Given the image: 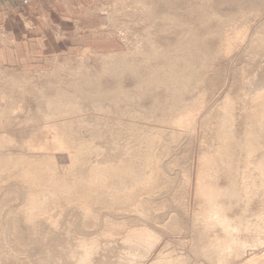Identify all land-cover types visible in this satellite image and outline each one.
<instances>
[{
  "label": "bare ground",
  "instance_id": "bare-ground-1",
  "mask_svg": "<svg viewBox=\"0 0 264 264\" xmlns=\"http://www.w3.org/2000/svg\"><path fill=\"white\" fill-rule=\"evenodd\" d=\"M223 1L224 0H220V1L217 0V2H212V0H202L203 4L201 5L202 6L205 5V7L210 8V10L212 11L210 12L212 16H210L209 18L206 17V19L202 20L199 24L183 22L184 25H186L185 33L187 34L181 37L180 41L178 38L180 37L181 34L176 32L173 35L172 31L178 29L179 27L181 28L183 25L180 23L178 19L176 20V18L173 17L172 14H167L166 16H164L163 17L164 25L161 27L163 32L168 33L169 35L173 37H177L178 42H175L176 44L171 42L169 43V46H167L166 43H165L166 45L162 43H164L165 41L168 43V39L155 38V37L153 38V36L150 34V36H148L149 39L146 42L147 49L150 51V53L144 54V52L141 51L138 55V58L139 57L141 58V66L135 61V58L133 57V55H130V52L128 53L124 52L123 54H120L119 52L113 53V54L102 56V58L100 59H103V65L99 64V66L97 65L98 66L97 68H93L91 66L89 67L87 64L81 63L78 68L74 69L75 72H72L73 70H69V71L67 70L68 73L71 71L69 75L67 74V72L65 74V71L59 74H55L57 78L56 82H51L50 85H43L41 87L35 88L37 89V92H38L37 97H36L38 108L36 109L37 111H35L34 114H31V117H30L31 122L29 123H33V125H39L44 122L45 128L43 126L40 127V125L38 127L39 134L41 133L40 128L42 129L44 128L43 129L44 131L51 130L50 132H53L54 136L51 137L50 142L55 143L57 146H60V147H55V148L62 150L63 147L67 146L66 148L70 152L69 160H71V165L70 167H68V170L70 171L71 174L64 175V176L61 175L57 170L58 166L56 165V161L54 157L50 158L49 156L48 158L46 157L45 159L42 156H36V155H29V154L23 155L22 153L13 154L11 152L5 153L4 149L7 148V146L13 145L12 149H14L15 147L14 145L18 146V143L16 139H13V137H10L6 134L0 135V179L7 178V177H4V175L16 174L18 175V177H15L17 180H14L13 182L14 184L16 183V181L17 183H19L20 181L26 182V183L21 184L23 186L24 184H26L25 188H27L26 190L27 194L26 193L25 194L27 195L26 198L28 197V200L27 199L25 200L27 201L26 203L27 205L25 207L26 209H23L25 211H21V212H24L22 215L23 216L25 215L24 222L31 221V224H32V222L35 221V223L33 222L32 225L36 226L37 228L38 224L41 223L40 221L41 220L43 221V218L46 217L45 215L49 213L47 210L49 208L51 210L52 206L54 207L55 204L57 205L60 204L59 206H62L61 204H64L63 201L66 198H68V201H67L68 204L66 202L65 204L66 206L70 205L69 207L72 206L70 203L73 204V201L78 203L77 200L82 201L86 198H89V199L91 198V200L87 202L89 203L90 209L92 208L91 205L93 204H96L94 205V207H97V209H94L95 211L94 210L90 211V209L88 208V205L85 206V208L89 209L88 211L86 209V211L89 214V217L92 216L91 218H88V215H84L86 218H88L87 221L89 222V224L90 222L92 223L94 219L100 221L99 220L100 218L99 219L97 218L99 216L100 209L110 208L111 210L112 209L119 210L117 212H120L121 210L125 211L124 207L127 209L128 207L130 208V206L133 207V205L135 204H136L135 206H137V203L139 202L140 203L143 202V207L145 206L143 210H145V212L147 211L146 212L147 214H150L148 215V217L152 216V212H153L152 208L155 209V207L154 206L152 207L150 205L152 203L150 202L151 200L144 201L145 199L144 197H145V194H147L149 198L151 193L155 192L156 194L158 191L163 192L164 189L165 191L167 189L171 190L170 185L172 184L171 183L172 179H170L171 176L169 177L166 171L168 170L166 169V165H168L169 167V164H170L169 162L171 161L168 160V164H166L165 160H167L168 157L170 158V156H168L171 153V152L168 153L169 148L173 144V142H174L173 144V147H174L175 141L172 138L171 140L173 141L171 142V144H168L167 146V141H171L167 137L168 136L172 137L170 133L169 134L165 133L167 134V137L165 138L164 136L161 135L163 132L161 133V130L159 129H157L156 130L157 132H156L155 129L153 130L151 129V127H150L151 131L147 129V127H145V129L150 131L149 133V131H146V130L143 131L142 126L138 127L136 125H133L134 127L133 128L132 126L130 127L128 124L124 122L128 116L134 117L132 118L134 120L136 118V120L141 119L140 121H143V120L145 121L146 119H149L151 115L153 116L152 113H155L154 116L156 115V112L158 114L159 110H160L159 113L162 112L161 114H159V116L163 115V119L161 118L162 120H160L159 116H155V117H158L160 120V121L158 120L156 121L158 122L157 123L158 125L155 124L156 127L159 126L160 124L162 125V128L164 125L166 128H167V125L169 127H171L172 125L173 127L175 126L174 128H177L179 130L180 128L187 130L188 127H186L185 124L190 123L191 119L195 121L194 118L197 115L195 112L199 110L197 109V107H201L202 104H204V103H200L203 100L197 103L198 101L197 98L201 97L204 93L208 92V88H205V89L202 88L203 87L202 85L206 82L205 79L208 76V72H206V69L208 65H210L209 63L210 62L213 63L218 58L220 53L223 52L222 48L220 49L210 48L208 45V40L212 36L214 37L215 35H216L215 37H217L219 40L223 38L227 39L228 33L225 31L226 30L225 28H227L226 27L227 25H230L229 24L230 21H233L234 19L236 20V16H233V14H231L230 17H223L215 11V9L219 7ZM225 1L229 2V0H225ZM231 1L237 2V3L241 1L242 4L244 3L243 0H231ZM136 2L139 3L140 6L141 5L143 6L141 7L142 10H139V13L135 11L134 13L132 14L128 13L127 15L133 16V19L135 20L137 19L136 21H139V22H141V20L143 21L144 19L146 22L145 21L143 22L146 25H148V23H152L155 20L156 16H154L152 13H150L147 10L146 8L147 4L145 3L146 0L144 2L143 0H137ZM147 2L150 3L149 0ZM246 3L248 4V0L246 1ZM152 5H155V3ZM262 8H260L259 10H261ZM115 9L118 10L119 6H115ZM249 14L250 13L246 12L244 14L245 17H242L240 15L242 17L241 19L247 18ZM237 16H238V13H237ZM138 19H141V20H138ZM214 19H217L218 21L216 25V30L209 32V34L206 37H201L200 28H203L202 26L206 28L210 27L209 29L211 30ZM149 27L150 26H148V29ZM263 38L264 37H262V39ZM163 40L165 41L163 42ZM260 41L263 42V43H260V45L264 47V45H262L264 44V41L263 40H260ZM257 42L259 41L257 40ZM189 56L192 57V60H190ZM62 74H65L66 76L68 75V77H63ZM128 80L129 81L133 80V82H135V84H133L134 86L131 85L133 86L131 87V89L134 88L133 90H130V88L127 87L126 83ZM211 81L212 80H210V83ZM7 84L10 89L9 93L13 96V99L11 103L8 105V107L6 108V111L4 112L7 114H10L11 111L12 113H14L17 109L20 110L22 108L21 103L24 97L26 96V93L27 94L29 93L27 92V85L30 83L27 80H14V81L7 80ZM195 90L198 91L199 93L198 96L196 94V97L194 95L196 92ZM191 91L193 92L195 91L194 94L192 93V95H194L193 99L195 101L191 97H189L191 95L190 93ZM163 93L164 95L165 93H167V95L165 96L166 98L163 96H162L163 98H161V95ZM188 93H190V95L186 97ZM148 97H151L153 100H149ZM186 98H189V99H186ZM147 100L151 101L153 105L151 107L149 105L150 102L149 104L147 103L148 104L147 106L148 107L150 106L151 108L150 109L147 107L149 110H146L145 108L146 106L144 107L145 105L144 102H146ZM253 105L254 106L251 107V111L249 110L250 113H249V117L247 118L248 120H246V126H245L246 132L243 134H240L238 132L239 130L237 126L234 124L236 122V116L234 114V110H232L231 102H229L225 106V108L222 111L221 120L218 122V128L216 129L217 139H215L214 141L215 143L213 142L214 145L209 148V151L208 152L206 151L205 152L206 154L205 155L203 154V158H201L202 159L201 164H200L201 167L199 169L200 173L198 172L199 173L198 174L199 175L198 177L199 185L197 186L196 193L198 194V196L201 197V199L204 198L203 203L205 204L206 210H207L205 211L207 213L205 212L203 213L204 221L206 222L205 228H206V233L210 232L209 236L212 241L210 240V243L208 242L209 243L208 245L207 243L208 240L202 232L203 235L199 234L198 235L199 237L197 236L199 240L198 238L195 239L196 241L193 245V250L194 252L199 253L201 257L203 255L206 259H209L212 262H217L220 260L222 263L224 262L223 264H228L226 263L228 258L230 257L231 258L233 257L234 259L241 258V256L245 254L243 252L246 251V248L249 245H252L251 247H253V243H256V245L254 246L255 248L257 244L260 242L264 244V200H261L262 195H264V92L263 94H261V96L257 98L256 101H254ZM191 109H194V110L196 109L197 111H193V113H191L192 111L189 112L191 119L189 115H185L186 118L188 116L190 120L188 118L186 119L185 117L184 118L179 117L178 115L179 113L185 112L186 114V111L187 110L189 111ZM92 112L93 114L95 113L97 117L99 116V114L100 115L106 114L105 116H103V118L105 119L104 122L107 120L109 123L108 122L106 123V125L108 124V128L106 129L107 131H105V133H103L104 132L103 129H102L103 131L102 132L98 128V127H101L100 125L101 123H99L98 121V123L96 122V124L94 125L92 118H91V121L94 126L91 124V127L92 126L93 127L90 129L88 128L90 127L89 126L90 123L88 122L90 119L86 120L88 118L85 115L86 113L90 114ZM200 112L201 110L199 111V113ZM78 114L84 115L86 119H84L83 116L82 118H80L81 115L79 116ZM192 115H195V116H192ZM0 118H2L1 114H0ZM95 119L94 121H97ZM132 119L130 118V120ZM98 120H100V118ZM114 120H117L118 122H114ZM153 120L152 121L150 120V121L153 122ZM155 120H154V123H156ZM188 120L190 122H188ZM184 121H186V123ZM247 121L249 122L247 123ZM145 122H148V121H145ZM149 123H147V125ZM193 123L192 124L190 123L191 126H189V129L192 127ZM150 124H153V123H150ZM178 124H179V128H178ZM181 124L182 125L184 124L185 128ZM2 125L3 123L0 119V127H2ZM86 127L89 130L88 132H86V133H89V138L86 139L84 138L85 136H83V138H80V136L82 137V135H80L82 133H81V130L79 132L78 129H84ZM95 128L96 129L98 128L99 131H96ZM164 128L162 131L165 130ZM152 130L156 133L152 132ZM165 132H169V131H165ZM46 133L48 134V132ZM46 133H42V134H46ZM47 134L46 136L48 137L49 134L48 135ZM59 136L61 137L59 138ZM177 139L179 138H176V143L178 141ZM46 140H48V138ZM25 142L27 143V141ZM28 142H31V141H28ZM64 142H68L67 145H65ZM42 143L45 144V142H41V144ZM41 144L37 145V147L41 146ZM56 145H53V146H56ZM33 147L35 148L34 151L37 152V150H42L44 148V145L40 147L42 149L40 148L36 149L37 147H35L34 143H32V147L28 146L27 150L33 151ZM63 150L65 149L63 148ZM8 151L10 150L8 149ZM41 152H43V150ZM163 161L165 162L164 164H163ZM172 166H174V164ZM249 169H252V170H249ZM70 175L72 177H75V179L71 178ZM81 175L84 177V179L82 178ZM257 178H259V181H257L258 180ZM11 179H9L8 181H10ZM162 179H165L164 181L166 182H163ZM3 181L2 183L4 185L7 180H5V182ZM223 181H225L226 184H223ZM2 183L0 184V187H2L1 186ZM7 184L9 185L10 182L6 183L5 185L6 187L8 186ZM11 186H12V180H11V184L8 187H11ZM17 188H19V191H20L21 187L19 186ZM6 191L7 192H5L4 194L5 196L0 200V209L4 208L3 206L5 205L9 206L11 202V200L8 202L5 201L6 203L3 201L6 198V196L10 195L11 193L8 190ZM16 191H18V189ZM64 196L66 197L65 199L63 198ZM85 196L86 198H84ZM153 196L151 195L150 198H152ZM79 197L81 198L79 199ZM171 197L173 198V196ZM69 198H71V200ZM142 198L143 200L139 201ZM28 201H29V205H28ZM2 202L3 204L4 203L5 204L4 205L1 204ZM82 202H85V201H82ZM82 202L80 204H82ZM259 202H260V206H258ZM50 204L51 206H49ZM83 204H86V203H83ZM80 207L81 205L79 206L78 209H75V211L76 212L79 211V209H81ZM120 208L122 209L120 210ZM134 208L135 207H133L132 210H134ZM57 209L60 210L58 207ZM57 209L55 211L56 213L54 211L53 213L55 214V216H61L63 212L61 214V211L59 213ZM62 209L63 208H61V210ZM72 210L74 211L73 208ZM82 210H84V207ZM67 211L69 210H66V213ZM128 211H125V212L127 213ZM139 211L137 210V212ZM140 212L139 214H142ZM57 213L61 215H56ZM82 213L83 212H81V214ZM10 214L9 216H11ZM107 214L108 213H106V215ZM110 214H112V212ZM116 214L120 215V213H114L113 215H116ZM136 214L137 213H135V215ZM145 216L147 217L146 214ZM61 217L59 218L63 219V216ZM59 218L57 217V220H54L53 218L50 220V222L49 221L48 223L46 222L47 227L49 223H51L52 225L48 229L51 228L52 230L54 227L57 228L56 226L58 222L60 221L58 220ZM136 218L137 217H135V219ZM107 219L109 218H106V220L104 219V221L102 222L107 221ZM145 219L143 218L142 220L146 221ZM148 219L150 220V218ZM148 219L146 222H148ZM110 220L112 222L109 220L107 222H111L112 224L114 221L112 219ZM10 221L11 220L6 221V225L9 224V228L7 229L5 228V229L7 230V232H9L10 240H12L11 241L12 245L14 244V247H18L17 248L18 250L21 248L22 249L21 251H25L26 250L25 248H28L26 246L28 244L24 245L23 243V244L18 245L19 243L17 242L19 241H16L13 239L16 229L11 227L15 225V224L13 225L14 221L12 222ZM102 222L100 223L103 224ZM150 223L152 224L151 221ZM31 224L27 223V225H31ZM83 224L86 225V227L84 226L85 229L87 227H91L90 225L88 226L86 223H83ZM83 224H81L80 226H83ZM107 224L108 223H106V225ZM114 224L115 223H113V225ZM91 225H93V223ZM106 225L105 227H107ZM82 228L83 227H81V229ZM99 228L96 229L95 231H98L101 229ZM170 228L171 227H169V230ZM61 229H63V227H61ZM108 229L110 230V228ZM146 229L147 228L144 227L145 232L147 231ZM53 230L56 231L55 229ZM78 230H80V228ZM135 230L136 229L134 230L132 229L131 232L128 234L132 235V232L137 231ZM144 230H142L143 232L142 231L140 232L139 230L138 232L140 233H135L134 235L135 239L132 238L131 239L132 242L130 241L126 242V239H124L125 241L123 242L128 243L129 246L126 245V243L125 244L123 243V244L128 246V249L130 248V254L129 252L127 253V251H129L128 249L127 251H125L126 253L124 254L126 255L129 254L133 256V254L135 253L134 254L135 256L133 257L128 255L127 259L126 257L122 256V258L124 257V262L126 261V264H130V263L136 264L139 259L141 260L143 258L142 254H146V252L152 249L150 247L152 246L151 244L153 243L152 242L153 238L150 235H148L147 232L145 233ZM87 231H89V228ZM50 232L49 234L52 233ZM90 232L92 233L91 236L95 234L93 233L94 230ZM90 232H86V233H90ZM106 233L105 235H107ZM110 233L108 234V236L112 237V234ZM153 233L151 231V234ZM11 234H12V237H11ZM42 234L43 233H41V235ZM97 234H100V233H97ZM97 234L94 235L95 238L99 236V235L97 236ZM128 234H127V237H128ZM84 235L86 239V236L88 235L85 233ZM105 235L103 236L104 238H105ZM58 236H61V235H58ZM57 238H60V237H57ZM155 238H156V235L154 237V241H156ZM62 239L61 241H63ZM82 239L83 238H81L80 241ZM93 239H91V242L89 241V243L88 242L84 243L82 247L77 245L78 248L80 247L79 251H77L78 249H75V247L73 248L69 244H66L70 246L69 248L71 250V251L68 250L70 251L68 252V255L67 253L65 254L67 258L65 256L56 257L58 256V254L55 255L54 251H52L54 254L53 253L51 254V251L48 248L47 250H49L50 252L49 251L48 252L51 254L49 256L55 255V259H54L55 261L54 260H53L54 262L49 261L47 264H112L111 255H114L112 254V251H114V249L112 248L113 249L112 250V249L107 248V247H110V245L107 246L108 244H106L107 249L106 248L104 249V247L96 243L97 241L92 242ZM32 240L37 241L38 239L35 238L34 240L32 238ZM58 240L59 239H57L56 241H53V240L52 241L55 244V242H57ZM15 241L17 244L14 243ZM61 241H59V244L56 243V245L57 246L61 245L60 244ZM100 241H102V239ZM65 242L67 243V241ZM82 242L83 241H81V244ZM72 243L71 245L74 244ZM78 243L80 242L78 241ZM99 243H102V242H99ZM261 245L258 244V246H261ZM121 246L123 247V245ZM53 247H55V245H53ZM53 247L51 246V249ZM2 248H0V250ZM58 248L59 247H57V250L59 251ZM62 248L64 249V247ZM256 248H259V247H256ZM63 249L60 251L64 252L65 250L63 251ZM16 250H14V252H17ZM26 251L23 254H25ZM115 251L117 250L115 249ZM1 252L5 253L3 249ZM1 252H0V255L2 254ZM62 252L61 253L59 252V254L62 255ZM20 254H22V252ZM115 254L117 255V253ZM5 255L7 254L5 253ZM43 255H45V251ZM43 255H42V258H45L46 256H48L46 255L45 257H43ZM139 255L140 256L142 255L141 258L139 257ZM1 257H4V254L3 256L2 255L0 256V260L2 259ZM114 257L112 256V258ZM138 257L139 259L136 260ZM188 257L187 256H179L176 258L165 257L162 261H163V264H189L190 262H189ZM46 258L50 260L48 257ZM46 258L45 260H47ZM62 258H66L65 259L66 261L65 260L63 261ZM71 258H73L74 260L72 261L68 260ZM146 258H147V255H146ZM233 258H232V261L234 260ZM255 258L256 257H254V259ZM11 259H14V258L11 257ZM58 259L59 261H57ZM257 259L259 258L257 257ZM134 260H136L137 262H135ZM261 260H263V258ZM2 261H0L1 264H2ZM7 261H6V264H8ZM43 261L44 259H42L41 264L43 263ZM44 262H47V261H44ZM229 262H231V260ZM249 262H247V264H250ZM251 262H252L251 264H260V262L259 263H255L253 261ZM263 262H261V264ZM4 263L5 262H3V264ZM154 264H161V263H154Z\"/></svg>",
  "mask_w": 264,
  "mask_h": 264
},
{
  "label": "rangeland",
  "instance_id": "rangeland-1",
  "mask_svg": "<svg viewBox=\"0 0 264 264\" xmlns=\"http://www.w3.org/2000/svg\"><path fill=\"white\" fill-rule=\"evenodd\" d=\"M136 1L135 0H132V1H130V0H90L86 6L82 7L83 9L80 11V12H82L83 15L88 16L90 19H74L75 22H73V23L72 22H65L61 28L64 27L66 33H64L63 36H60V34L59 35L57 33H54V34L51 33L50 34V32H49L47 34V35H49L47 41L43 40L41 38L46 34V28H47V26L43 23V21L41 22V20L38 19L37 22L32 21V24L29 25L27 21H24V23H23V21L18 19L15 26H17V27L19 26L21 28L23 27L22 29L24 31V35L28 34L29 40L32 39V41H34V42L38 41V44L35 43V49L32 50L34 55H32V57H29L28 60H23L20 57L21 54L18 57V55H15L16 53H14V51H12V67L3 68L2 66H0V114L2 115V118H0V119L3 123L2 127H0V135L6 134L10 137H13V139H16V141L18 143V146L14 145L15 146L14 149L16 148L15 150L12 149L13 145L7 146V148L4 149L5 153L11 152L13 154L22 153L23 155L24 154L36 155V156H42L45 159H46V157L48 158L49 156H50V158L54 157L55 161H56V165L58 166L57 167L58 172L63 176L71 174L70 171L68 170V167H70V165H71V160H69L70 159L69 158L70 152L66 148L67 146L63 147L65 150H63V148H62V150L55 148V147H60V146H57L55 143L50 142L51 137H53L54 135H53V132H50L51 130H49V131L47 129H45L47 131L43 130L45 128L44 122L41 123L43 125L39 124L40 127L41 126L44 127L43 129L40 128V132H41L40 134H39V129H38L39 125H33V123H29V122H31L30 121L31 114H34L35 111H37L36 109L38 108V103L36 101V97H37L38 92H37V89H35V88L41 87L43 85H50L51 82H56L57 78H56L55 74H59V73H62L64 71L66 74L67 70L68 71L73 70L72 72H75L74 69L78 68L81 63L87 64L89 67L91 66L93 68H97L99 66V64L103 65V59H100V58H102V56L113 54V53L119 52L120 54H123L124 52H126V53L130 52V55H133V57L135 58V61L141 66V58L140 57L138 58V55L141 51H143L144 54L150 53V51L147 49V46H146V42L148 41V39H149L148 36H150V34L153 36V38L155 37V38L168 39V43L165 40H163V42L164 41L165 42L162 44H164V45L167 44V46H169V43L178 42V39L180 41V38L183 37L185 34H187V33H185L186 32V25H184L183 22H190L193 24H199L202 20L206 19V17L209 18L210 16H212L210 13V12H212L210 10V8L205 7V5L204 6L201 5V4H203L202 0H152L153 2L151 0H149V2L151 4L147 2L148 0H146L145 3L147 4L146 5L147 10L150 13H152L154 16H156L155 20L153 19L154 21L152 23H148V25H146L143 22V21H145L144 19H143V21L141 19H138V20H141V22L143 23L142 24L141 22L136 21L137 19L136 20L133 19V16L127 15L128 13L132 14L135 11H137V13H139V10H142L141 7H143V6L142 5L140 6V4L137 3ZM144 1L145 0H143V2ZM218 1H220V0H218ZM246 1L247 0H245V1L243 0V2L245 4L244 3L242 4L241 1L239 3H237V2H232L231 0H229V2H226L224 0L220 4L219 7H217L216 9L214 8L215 11L223 17H230L231 14H233V16H236V20L234 19L235 21L234 20L230 21L229 22L230 25H227L226 26L227 28H225L226 29L225 31L228 33L227 39L223 38V39L219 40L217 37H215L216 36L215 35L214 37L212 36L208 40V45L210 48H213V49L214 48H219V49L222 48L223 52L220 53L218 58L213 63L210 62L209 63L210 65H208V67L206 69V72H208V76L205 79L206 82L204 83L205 85L204 84L202 85L203 86L202 88H204V89L208 88V92L204 93L201 97L197 98V100H198L197 103L200 102L201 100H203L202 102H200V103H204L201 106L203 108V110L201 107H197V109H199L198 111L196 109L195 110L191 109L189 111L187 110L188 113L186 111V114H185V112L178 114L179 117H182V118L185 117L186 118L185 115H189V117H190L189 112H191V111H192L191 113H193V111L198 112V113L195 112L197 114V115L195 114L196 115V117L194 118L195 121H193L190 117V119H191V122H190L189 121L190 119L187 116V118L189 119L188 122H190L191 124L194 122L190 129H189V126H191V124L186 123V121H184L186 123L185 124L186 127H188L187 130L182 129V128H180V130H179L177 128H174L175 126L173 127L172 125H171V127H169L167 125V128H166L165 125L163 124L164 125L163 128L165 127L164 128L165 130L162 131L163 128H162L161 124L157 127L155 125L158 123V122H156L157 120L160 121L163 119V115H161L162 117L159 116V114L162 113V112L159 113L160 110L158 111V114L156 112V115H155V116H159L160 120L158 117L154 116L155 113H152L154 117L151 115V117L149 119L145 120L148 122H145L144 120L140 121L141 119L136 120V118L134 120V119H132L134 117H131V116L130 117L128 116L125 119L124 123L128 124L130 127L131 126L133 127V125H136L138 127L142 126L143 131H145V130L151 131V129H153V130L155 129V131H156L157 129H159V130H161V133L163 132L161 134L162 136H164L166 138L167 134H165V133H168V134L170 133V135L172 137L168 136L167 138L169 140H171L173 138L175 141L174 147H173V144H174V142H173V144L169 148V152L166 151L168 153H170V152L172 153V154L170 153L169 155L166 153L168 156H170V158L168 157L167 160H165V158H164L166 164H168V160L171 161V162H169L170 163L169 167H168V165H166V169H168V170H166L167 175L169 177L171 176L170 179H172V181H171L172 184L170 185L171 190L167 189L165 191V189H164L163 190L164 193L159 192V191L156 194H155V192L151 193V195L153 196V194H154V196L152 198H150V196H151L150 195L149 196L150 199L148 198L147 194H145V197H144L146 199V200L144 199V201H150L151 200L150 202H152V203L150 205L152 207L153 206L155 207V209H153L151 207L153 210L152 216L148 217V215H150V214H147L146 213L147 211L145 212V210H143L145 206L143 207V202H141V203L139 202V201L143 200V198H142L141 200L138 201L139 203H137V206H135L136 204L133 205V207H135L134 210H132L133 207H131V206H130V208L128 207L127 209L124 207L125 211L129 210L127 213L124 210H121L122 208H120V210H121L120 212H117L119 210H113V209L111 210L110 208L109 209H100L99 216L97 217L98 219L100 218L99 219L100 221L94 219L96 222L93 220V222H92L93 225H91L92 223L90 222V224H89V222L87 221L88 218L92 217V216L89 217V214L87 212L90 209L89 203H87V202L90 201L91 198L89 199V198H86V196H85L84 198H86V199L82 200L85 202H82L81 200H77L78 203H76L75 201H73L75 199V197H74V199L72 198L73 204L70 203L72 206L69 207L70 205L66 206V204H65V202L67 203L68 198H66L64 196L63 198L67 199V200L65 199L64 201L62 200L64 204H61L62 206H59L60 204H58V205L55 204L54 207L52 206L51 210L48 207L49 209L47 208L48 209L47 211L49 213L47 215H45L46 217L43 218V221L42 220L40 221L41 223L38 224V226L36 228V226L32 225L33 222L35 223V221H33L32 224H31V221H28V222L25 221L24 222V216L25 215L23 216L22 214L24 212H21V211H25V210H23V209H26L25 207L27 205L26 204L27 201H25V200L26 199L28 200V197L26 198V196H27L26 195L27 194L26 193L27 188H25L26 184H24V186L21 185V184L26 183V182L20 181L19 183H17V181H16V183L14 184L13 183L14 180H17L15 177H18V175H16V174L4 175V177H7L9 179L12 178L11 179L12 180V186L8 187L11 184V180L8 181L9 179L2 177L8 181V182L7 181L5 182L4 179H0L1 183L3 180H4L3 182H5L4 185H3V183L1 185L5 189L0 187V189L2 188L0 190V200L5 196L4 194H5V192H7L6 190L10 191L12 194L10 193V195L6 196V198L3 200L4 202L5 201L8 202L11 200L9 206H6V205L3 206L6 202L4 204L2 202L1 204H3L2 206L4 208L0 209V222L2 223V224L0 223V229H2V230H0V236H1L0 239L2 240V242H1V240H0V242L2 244L3 243L5 244V245L4 244L2 245L0 243V245L2 247L4 246L3 248L0 246V248H2L3 251L7 254V255H5V253L1 252L2 249L0 250V252L2 253L1 255L3 256V254H4V257H1L2 259L0 260V261L3 260L2 264H3V262H5L4 264H6L7 260H9V261H7L8 264H41L42 259H44V261H47V262L43 261L42 264H47L49 261L54 262L55 261L54 260L55 255H57V254H58V256H56V257H59V256L60 257L65 256L66 257L65 254L67 253V255H68V252L71 251L69 248L70 246L73 248L75 247V249H78L77 251H79L80 247H82V245L84 243H86V242L89 243V241L91 242V239H93V238L94 239L92 240V242L97 241L96 243L98 245H101L102 247H104V249L106 248V244H108L107 246L110 245V247H107V248H109V249L113 248L114 251H115V249L117 250L115 252L112 251V254H114V255L110 254L112 264H126V261L124 262V257H126V259H127V256L130 254V248L128 249L129 245L126 242H128V241L132 242L131 239L132 238L135 239L134 238L135 233H140L142 230H144V227L147 228L146 229L147 234L153 238V240H152L153 243L151 244L152 246L150 247L152 249L149 248L150 251L146 252V254H142L143 258L141 260L143 262L139 259V257L141 258L142 255L141 256L139 255V257L137 259L135 258L136 260H138V259L140 260V261L138 260V262L136 260H134L135 262H137L136 264H138V263L139 264H154V263L163 264L162 260L165 257L176 258L179 256H187V257L189 256L188 257L189 262H190L189 264H223L224 263V262L222 263L220 260L217 262H212L211 260L206 259L203 255L201 257V255L199 253L194 252V250H193V245L196 241L195 239H197L199 237L198 236L199 234L200 235L204 234V236L208 240L207 243L208 242L210 243V240H211V238L209 236L210 232L206 233V228H205L206 222L204 221V217H203V213L205 211H207L206 206L203 203L204 198L201 199V197L198 196V194L196 192H197V186L199 185V183H198L199 175L198 174L200 173L199 169L201 167V165H200L201 160H202L201 158H203V154L204 155L206 154L205 153L206 151L207 152L209 151V148L214 145V143H215L214 141H215V139H217L216 138V136H217L216 135L217 134L216 129L218 128V122L221 120L222 111L225 108V106L229 102H231L232 110H234V114L236 116V122H237V123L235 122L234 124L238 128V130H239L238 132L240 134H243L246 132V130H245L246 120H248L247 118L249 117L251 107L254 106L253 105L254 101H256L257 98L259 96H261V94H263V92H264V47L260 45V43H263L260 40L264 41V38L262 39V37H264V7H263L264 6V0H250V2L248 0V4L246 3ZM212 2H217V0H212ZM154 3H155V5H152ZM115 6H119V9L116 10ZM260 8H262L263 10L262 9L259 10ZM246 12L250 13L249 16L245 19L244 18L241 19L242 17H245L244 14ZM237 13H238V16H237ZM167 14H172V16L175 17L176 20L178 19L180 21V23L183 25L181 28L179 27L178 29L172 31L173 35L176 32L180 33L182 35V36L180 35V37L178 39H177V37H173V36L169 35L168 33H164L162 28H161L164 25V18L163 17L166 16ZM31 20L32 19H30L28 21H31ZM77 20H78V24H77ZM66 21H69V20H66ZM217 23H218L217 19H214L213 24L211 23L212 24L211 30L209 29L210 27L206 28V27L202 26L203 28H200L201 29L200 36L206 37L209 34V32L216 30ZM40 25L43 26V28ZM12 26L14 27V23H12ZM148 26H150L149 29H148ZM39 27H41V28H39ZM12 30H14V32H17L15 27ZM14 32H12V37H14V35L17 34ZM33 33H36V34H33ZM29 34H33V35H29ZM17 38H19V36H17ZM39 38H40V40L43 41V44H44L43 46H41ZM20 40H22V36H21ZM257 40L259 42H257ZM56 41H58V42H56ZM14 43L15 42H12V44H14ZM47 44H48V46L50 45V47H52L53 44L58 46V49L55 48L57 51H49V54L47 55L46 54V52H47L46 51V45ZM255 45H256V47H255ZM262 45H264V44H262ZM40 46L43 48V50H41ZM21 51H22V53L24 52L23 50H21ZM38 51H41V52L44 51L45 54L43 56H39L37 54ZM189 58H190V60H192V57L189 56ZM4 67H7V66H4ZM69 73L67 72L68 75H69ZM65 74H62L63 77H68V75L66 76ZM7 80H10V81L11 80L12 81H14V80H27L30 83L27 85V92H29L30 94L26 93V96L24 97V99L21 103L22 108L20 110L17 109L14 113H12V111H11L10 114H7L4 112V111H6V108L8 107V105L11 103V101L13 99V96L9 93L10 89H9L8 84H7ZM210 80H212L211 83H210ZM131 81L133 82V80H130V81L128 80L126 85H127V87L130 88V90H133L134 88L131 89V87L134 86L133 84H135V82L132 83ZM131 85H133V86H131ZM113 86H115V85H113ZM194 92L191 91L190 92L191 95H192V93L194 94ZM190 93H188L186 95V97H188L190 95ZM196 94L198 96V94H199L198 91L195 92V94H194L195 97H196ZM166 95H167V93H165V95L163 93L161 95V98L165 97ZM191 95L189 97H191L193 99L194 95H192V96ZM150 98L151 97H148L149 100H153L152 98L151 99ZM186 99H189V98H186ZM149 100H147L148 102L147 101L144 102L145 103L144 107L146 106L145 107L146 110H149L148 108H150V106L151 107L153 106L152 102ZM194 101H192V102H194ZM232 101H234V102H232ZM149 102H150V104H149ZM147 103L150 105L149 107L147 106L148 105ZM145 108H144V110H145ZM160 109H162V108H160ZM200 110L202 113L201 112L199 113ZM105 115L106 114H104V115L99 114L100 117L99 116L97 117V115L95 113L93 114V112H92L90 114L86 113L85 116L88 119H86V117L84 115H81L80 118H82V116H83L84 119H86V120L90 119L88 121L90 123V125H89L90 127H88L89 129L92 128L96 124V122L98 123V121H99V123H101L100 124L101 127H98L99 130L102 131V129H103L104 132L103 131L102 132L105 133V131H107L106 129L108 128V124L106 125V123L108 121L106 120L104 122L105 119L103 118V116H105ZM195 115H192V116H195ZM121 116H123V115H121ZM152 117L154 118V120L156 119L155 120L156 123H154V120ZM91 118L93 119L92 121H93L94 125L92 124ZM97 118L98 119L100 118V120L103 122V124ZM130 118L132 120H130ZM94 119L97 121H94ZM237 119H238V121H237ZM150 120L151 121L153 120V122H151ZM137 121L138 122L140 121V122L138 123ZM149 121H150V123H153V124H150ZM114 122H118V121L114 120ZM248 122L249 121H247V123ZM147 123H149L150 126H149V124L147 125ZM91 124L93 125L92 127H91ZM104 125H105V127H104ZM152 125H154V126H152ZM148 126H149V128H148ZM182 126L184 127V124ZM145 127H147V129H149V130L145 129ZM150 127H151V129H150ZM98 128L97 129L95 128V130L99 131ZM178 128H179V124H178ZM41 129L44 132H42ZM84 129H78V131L80 132V130H81V133H82V134H80V135H82V137L80 136V138H83V136H85L84 138L87 139V138H89V133H86V132H88L89 130L87 129V127ZM153 130H152V132H154ZM150 131H149V133H150ZM165 131H169V132H165ZM46 132H48V134L50 132V134H52V135H50V134L48 135ZM83 132H85V133H83ZM156 132H154V133H156ZM171 132H173V133L175 132L174 134L176 136ZM42 133H46L48 135V137L46 136V134H42ZM84 134H86L88 137ZM179 134L182 137H180ZM46 137L48 138V140H46L47 139ZM60 137L61 136H59V138ZM174 137L179 138V139H177L178 140L177 143H176V138H174ZM25 141H27V143ZM28 141H31V142H28ZM172 141L173 140L167 141V146H168V144H171ZM41 142H45V144H43V143L41 144ZM29 143H30V145H29ZM32 143H34L35 147H37V145L41 144V146H38L36 149H39L40 147H42L44 145L43 149L40 148L43 150V152H41L42 150H37V152H38L37 153L36 151H34V149H35L34 147H33V151L27 150L28 146L32 147ZM64 143H65V145H67L68 142H64ZM19 145H21V146H19ZM53 145H56V146H53ZM24 147H25V149H24ZM8 149L10 151H8ZM11 149H12V151H11ZM19 149H20V151H19ZM50 149H52V150H50ZM211 150H212V148H211ZM166 154H164V155H166ZM165 162L163 161V164ZM171 163H172V165L174 164V166H172ZM249 170H252V169H249ZM67 171H68V173H67ZM168 172H169V174H168ZM75 175H77V174H75ZM66 177H68V176H66ZM71 178L75 179V177H72V176H71ZM76 178H77V176H76ZM82 178L84 179L83 176H82ZM257 179H258L257 181H259V178H257ZM164 180L165 179H162L163 182H166ZM9 182H10V184L9 185L7 184L8 186L6 187L5 186L6 183H9ZM223 184H226V182L223 181ZM19 186L21 187L20 191H19V188H17ZM16 188L18 189V191H16L17 190ZM24 188H25V190H24ZM165 192H167V193H165ZM171 196H173V198ZM178 197H179V199H178ZM80 198L81 197H79V199ZM69 199L71 200V198H69ZM172 199H173V201L175 200L176 202L174 201L175 202L174 203L172 201ZM261 200H264V195H262ZM108 201H109V199H108ZM256 201H258V200H256ZM81 202H82V204L83 203H86V204H83L84 205L83 206L82 204H80ZM28 205H29V201H28ZM63 205L66 206L67 209ZM80 205H81V207H80L81 209H79V211L76 212L75 209H78ZM87 205H88L89 209L85 208V206H87ZM94 205H96V204L91 205L92 208L90 209V211L97 209V207H94ZM170 205H172V206H170ZM49 206H51V204ZM82 206L84 207V210H82L83 209ZM258 206H260V202H259ZM57 207L60 210H58ZM61 208H63L62 209L63 211L61 210ZM72 208L74 209V211L72 210ZM56 209H57V211H59V213L61 211V214L63 212L62 215L59 213L56 214V215L63 216V219L59 218L61 216H55L53 211L55 212ZM86 209H87V211H86ZM66 210H69V211H67V213H66ZM137 210L142 211V212L139 211L142 214H139V212H137ZM45 211H46V209H45ZM80 211L83 213L81 214ZM154 211H155V213H154ZM15 212H16V214H15ZM111 212H112V214H110ZM113 212L114 213H120V215L119 214L113 215L114 214ZM143 212H144V214H143ZM103 213H104V215H103ZM106 213H108V214L106 215ZM135 213H137L138 216H137V214L135 215ZM205 213H207V212H205ZM9 214L11 216H9ZM145 214L147 215V217L145 216ZM84 215H88V218H86ZM52 217L54 218V220H57V217L59 218L58 220H60V221L58 222V224L56 226L57 228L59 227L58 228L59 230L55 227L53 229H55L56 231H54L53 229L51 230V228L48 229L49 227L52 226L51 223L48 224V227L46 226L47 225L46 222L47 223H48V221L50 222V220L53 219ZM135 217H137L138 219L137 218L135 219ZM142 217L144 219L146 217V219H145L146 221L148 218H150V220L148 219V222H146V221L142 220L143 219ZM102 218H104L105 220H106V218H109V219H107V221L108 220L111 221L110 219H112L114 221L113 223H115V224L114 225H113V223L111 224L112 221L111 222H107V221L102 222V221H104V219H102ZM83 219H85V220H83ZM7 220H11L10 222L14 221L13 225L14 224L15 225L11 226V224H10V226L16 229L13 239L16 241H19V242H17V243H19L18 245L23 244V243H24V245L28 244V245H26L28 248H25L27 250V251L25 250L26 251L25 254H23L25 251H21L22 249L20 247H19L20 248L19 250L22 252V254H20L21 252L17 249L18 247H14V244L12 245V242H11L12 240H10L9 232H7V230H6L7 228H9V224L6 225ZM128 220H129V222H128ZM150 221L152 222V224L150 223ZM26 222L31 224V225H27ZM100 222H102L103 224H101ZM80 223L81 224L86 223L88 226L90 225L91 227H87L85 229L86 225L83 224V226H80L81 225ZM106 223H108V224L106 225ZM104 224L107 227L109 224H111L108 227V228H110V230L107 227H105ZM145 224H146V226H145ZM156 224H158V225H156ZM34 225H36V224H34ZM60 225H62V226H60ZM164 226H166V227H164ZM61 227H63V229H61ZM81 227H83V228L81 229ZM92 227L95 229H93ZM96 227H98V228L100 227L101 229L99 228L100 230L95 231L96 229H98ZM169 227H171L170 230H169ZM79 228H80L81 232H80V230H78ZM88 228H89V231H87ZM140 228H142V229H140ZM111 229H112V231H111ZM119 229H121V230H119ZM132 229L133 230L136 229L137 231L135 230L136 232H132V235L128 234L131 232ZM50 230L52 233L50 232ZM70 230H71V232H70ZM93 230H94L93 233H95V234L100 233V234H97V236L99 235L98 236L99 238L97 236H96L97 238H95L94 237L95 234H93V236H91L92 233L90 231H93ZM139 230H140V232H138ZM83 231L85 234L88 235V236H86V239H85V235H84ZM149 231H150V233H149ZM151 231H152V233L153 232L154 233L151 234ZM45 232L47 233V235ZM49 232L51 234H49ZM86 232H90V233H86ZM102 232H103V234H102ZM108 232L109 233L111 232L110 234H112V237L108 236V234H109ZM144 232H145V230H144ZM202 232H203V234H202ZM41 233H43V234L41 235ZM59 233H61V234H59ZM105 233L107 235H105ZM127 234H128V237L130 235L131 236L128 238ZM58 235H61V236H58ZM104 235H105V238L103 237ZM155 235H156V238H155L156 241H154ZM80 236H82V237H80ZM125 236H126V238H125ZM11 237H12V234H11ZM57 237H60V238H57ZM107 237H108V239H107ZM110 237H111V239H110ZM32 238L34 240H35V238L38 239L37 240L38 242L33 241ZM43 238H45V239L47 238V239L45 240ZM56 238L59 240L57 242H55V244H54L53 241H56L57 240ZM62 238H64V239H62ZM81 238H83L81 240V241H83L82 244L80 241ZM61 239L63 241H61ZM101 239H102V241H100ZM124 239H126L125 243L128 246L124 245L125 244L123 242V241H125ZM64 240L67 241V243ZM72 240H74V241H72ZM106 240H108V241H106ZM198 240H199V238H198ZM16 241L14 243H16ZM59 241H61L63 244L60 242L61 245L57 246L56 243L59 244ZM68 241L71 243L73 242L74 244L72 243L73 245H71V243H69ZM78 241L80 243H78ZM40 242H41V244H40ZM99 242H102V243H99ZM154 243H155V245H154ZM209 243H208V245H209ZM66 244H69L70 246L66 245ZM258 244L261 245L263 243L260 242ZM258 244L256 247H259V248H256V247L254 248L256 243H253V247H251L252 245H249L246 248V251L243 252V253H245V254H243L244 256L242 255L241 258H237V259L236 258L234 259L232 257L234 259L233 261H232V258L230 257V258H228V260H227L228 262L226 261V263H228V264H245L246 263L247 264V262H249L251 259V261H253L255 263L260 262V264H261V262L264 261V244L261 246H258ZM53 245H55V247H53ZM77 245H79L80 247L78 248ZM121 245H123V247ZM51 246L53 247L52 248L53 250L51 249ZM56 246L59 247L58 248L59 251L57 250ZM62 247H64V249ZM4 248H5V250H4ZM48 248L50 249L51 254L53 253L52 251L55 252V255H52L54 257L49 256L51 254L49 253L50 251L47 250ZM66 248H67V250H66ZM62 249H63V251L64 250L65 251L64 252L60 251ZM127 249L129 251H127ZM14 250H16L17 252H14ZM68 250H70V251H68ZM121 250H123V251H121ZM44 251H45V255H43ZM125 251H127V253L129 252V254H127V255L124 254V253H126ZM59 252L60 253L62 252V255L59 254ZM80 252H81V250H80ZM115 253H117V255ZM144 253H145V251H144ZM122 254H124V255H122ZM134 254H133V256H135ZM9 255L16 260L11 259V257ZM42 255H43V257L48 255L46 257H48L50 260H48L46 257L45 258L47 260H45V258H42ZM146 255H147V258H146ZM112 256L113 257L115 256V257L112 258ZM122 256H124V257L122 258ZM129 256H132V255H129ZM159 257H161V258H159ZM254 257H256V258L254 259ZM257 257L259 259H257ZM66 258H62L63 261ZM262 258H263V260H261ZM238 259H240V260H238ZM10 260H12V261H10ZM68 260L72 261L74 259L71 258ZM230 260H231V262H229ZM254 260H256V261H254ZM57 261H59V259ZM251 261L249 262L250 264L252 263ZM20 262H22V263H20Z\"/></svg>",
  "mask_w": 264,
  "mask_h": 264
},
{
  "label": "crops",
  "instance_id": "crops-1",
  "mask_svg": "<svg viewBox=\"0 0 264 264\" xmlns=\"http://www.w3.org/2000/svg\"><path fill=\"white\" fill-rule=\"evenodd\" d=\"M89 1L90 0H0V66L3 68L12 67V51H14V53H16L15 55H18V57L21 54L20 57L23 60H28L29 57L34 55L32 50L35 49V43L38 44V41L34 42L32 39L29 40L28 34L24 35L23 27L21 28L18 26V28L15 26L18 19L23 21V23L27 21L29 25L32 24V21L37 22L38 19H40L41 22L43 21L47 28L46 34L44 33L46 36L44 35L41 38L47 41L49 36L47 34L49 32L50 34H60V36L66 33L65 28H61L65 22L73 23L75 22L74 19H90L80 12L83 9L82 7L86 6ZM30 19L32 20L28 21ZM12 23H14L17 32L12 30L14 29ZM41 27L43 28V26ZM12 32L17 33L16 35L19 36V38H17L16 35L12 37ZM21 36L22 40H20ZM39 41L41 46H43V41L40 40V38ZM12 42L15 43L12 44ZM41 46L40 48L43 50ZM55 48L58 49V46L53 44L52 47H50V45L48 46L47 44L46 54L48 55L49 51H57ZM21 50L24 52L22 53ZM37 54L43 56L45 52L38 51Z\"/></svg>",
  "mask_w": 264,
  "mask_h": 264
}]
</instances>
